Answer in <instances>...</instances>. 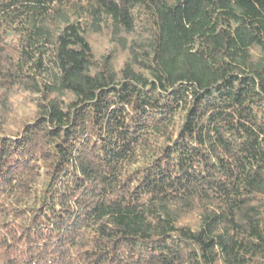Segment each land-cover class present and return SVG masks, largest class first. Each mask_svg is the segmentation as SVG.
Wrapping results in <instances>:
<instances>
[{"label":"trees","instance_id":"trees-1","mask_svg":"<svg viewBox=\"0 0 264 264\" xmlns=\"http://www.w3.org/2000/svg\"><path fill=\"white\" fill-rule=\"evenodd\" d=\"M0 264H264V0H0Z\"/></svg>","mask_w":264,"mask_h":264},{"label":"rangeland","instance_id":"rangeland-1","mask_svg":"<svg viewBox=\"0 0 264 264\" xmlns=\"http://www.w3.org/2000/svg\"><path fill=\"white\" fill-rule=\"evenodd\" d=\"M94 52L96 54V57L98 59L103 58V56L109 55L112 51H114L115 46L110 42V39L108 36L105 35H93L91 37ZM118 57L115 58V62L118 66L122 65L127 59V54H124L121 52ZM115 51V54H118ZM11 114L9 115L8 121L14 122V120L18 119H26L27 117L32 116L34 114L35 108L34 105L31 104L30 99L27 97V95L21 94L16 95L12 97V103H11Z\"/></svg>","mask_w":264,"mask_h":264}]
</instances>
